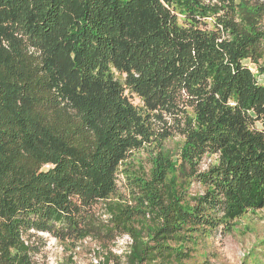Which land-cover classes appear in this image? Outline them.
<instances>
[{"label": "trees", "instance_id": "1", "mask_svg": "<svg viewBox=\"0 0 264 264\" xmlns=\"http://www.w3.org/2000/svg\"><path fill=\"white\" fill-rule=\"evenodd\" d=\"M263 18L264 0H0V264H41L40 233L96 241L98 264H193L263 209ZM152 145L149 170L123 166Z\"/></svg>", "mask_w": 264, "mask_h": 264}, {"label": "rangeland", "instance_id": "2", "mask_svg": "<svg viewBox=\"0 0 264 264\" xmlns=\"http://www.w3.org/2000/svg\"><path fill=\"white\" fill-rule=\"evenodd\" d=\"M264 27V18L262 20ZM251 70L258 75V71L248 61L245 62ZM117 78L122 79L119 75ZM259 81L264 84V75H259ZM134 104L141 106L142 103L136 97ZM184 138L175 135L164 142L162 150L165 155L175 161H179ZM155 146L145 147L143 150L133 152L123 165L130 169H138L143 166L146 170L151 167V159L158 153ZM214 161L212 157L204 158L202 167L206 168ZM122 166V168H123ZM121 168V169H122ZM119 185L122 193H126L123 175H119ZM191 185V190L197 192L200 187ZM103 205L98 210L101 211ZM40 246V253L36 260L41 264H98L104 259L99 244L88 239L78 243L61 242L48 234L40 233L35 238ZM130 238L124 236L111 246L113 254L123 256L128 250ZM193 264H264V208L254 212H248L237 219L231 231L228 233L217 232L207 238L204 244L194 255Z\"/></svg>", "mask_w": 264, "mask_h": 264}]
</instances>
